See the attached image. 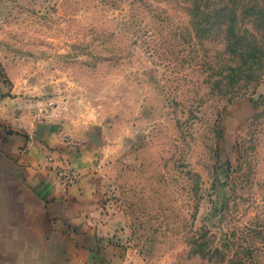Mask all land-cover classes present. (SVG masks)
Listing matches in <instances>:
<instances>
[{
	"label": "rangeland",
	"instance_id": "obj_1",
	"mask_svg": "<svg viewBox=\"0 0 264 264\" xmlns=\"http://www.w3.org/2000/svg\"><path fill=\"white\" fill-rule=\"evenodd\" d=\"M0 98L129 264H264V0H0Z\"/></svg>",
	"mask_w": 264,
	"mask_h": 264
},
{
	"label": "crops",
	"instance_id": "obj_2",
	"mask_svg": "<svg viewBox=\"0 0 264 264\" xmlns=\"http://www.w3.org/2000/svg\"><path fill=\"white\" fill-rule=\"evenodd\" d=\"M20 104L0 98V264H129L104 229L84 157L37 116L22 120ZM51 156L76 170L74 184L59 182Z\"/></svg>",
	"mask_w": 264,
	"mask_h": 264
},
{
	"label": "built area",
	"instance_id": "obj_3",
	"mask_svg": "<svg viewBox=\"0 0 264 264\" xmlns=\"http://www.w3.org/2000/svg\"><path fill=\"white\" fill-rule=\"evenodd\" d=\"M48 160H50V162L53 164L52 170L57 173L59 182H62L65 186L74 184L78 179L79 175L77 174L76 170L67 162H61L60 160L58 161L52 156Z\"/></svg>",
	"mask_w": 264,
	"mask_h": 264
}]
</instances>
